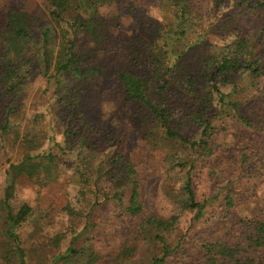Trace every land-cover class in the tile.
Returning a JSON list of instances; mask_svg holds the SVG:
<instances>
[{
    "label": "rangeland",
    "instance_id": "374dc122",
    "mask_svg": "<svg viewBox=\"0 0 264 264\" xmlns=\"http://www.w3.org/2000/svg\"><path fill=\"white\" fill-rule=\"evenodd\" d=\"M46 3L47 0H0V27L5 25L11 8L23 9L45 25ZM222 9L231 13L237 10L229 1ZM176 11L177 8L160 0H113L100 8L101 18L108 25L99 42L96 43L87 31L77 38L82 68L99 67L104 70L103 74L78 80L72 76L58 77L55 81L37 71L26 73V66L21 68L20 76L26 80L18 93L0 91V121L4 124L5 118L10 120V130L0 131L3 136L0 139V264H19L18 258L11 253L14 245L6 234L2 202L7 170L11 164H19L27 151L54 154L59 169L48 181L42 171L33 179L20 177L16 183L11 205L15 209L28 205L34 210V215L18 229L25 264H58L55 258L71 246L92 250L93 259L98 256L95 264H151L163 250L150 228L142 225L153 217L163 223L174 222L169 230L161 231L165 243L173 247L182 243L179 254H185V258L197 254L191 263L201 264L206 261L198 260L203 241L212 242L229 231H235V236L243 241L247 227L243 228L241 221H252L253 232L259 223H264V78L253 80L246 73L241 75L244 95L252 94L254 99L249 102L242 99L240 114L258 125L257 128H244L233 121L227 130L215 131L209 157L181 143L168 140L164 143L161 129L150 132L148 122H143L142 106L126 95L117 78L124 66L144 79L152 75L153 50L164 44L163 40H157L158 30L168 33L176 29ZM245 12H248L246 29L254 35H262L264 7L257 11L246 7ZM210 14L214 15L211 3L199 6L201 17L192 25L189 22L184 30L183 36L187 35L178 44L180 51L187 48L188 53L190 44L198 42L201 34H205L204 40L212 47H222L233 41L232 36L204 33ZM201 24H205L204 27ZM60 49L58 40L53 46L55 56ZM187 53L186 56L190 55ZM184 60L185 57L178 64L185 70L199 68L195 59L190 58L188 63ZM73 90L75 92H71ZM221 90L238 97L239 90L234 94L231 83L223 84ZM169 94L175 98L170 115L176 122L182 110L189 107V94L183 81L172 87ZM61 95L67 103L59 99ZM151 98L157 104L162 99L159 95ZM217 101L215 95L214 103ZM65 111H73L77 118L81 116L93 124L98 137L113 133L118 143L101 151H93L88 145L73 147L67 143ZM216 124L213 120V125ZM179 131L192 141L203 138L202 131L193 126L181 127ZM30 140L32 143H28ZM116 151L125 157V164L133 166L139 183L143 212L136 218L126 214L129 198L119 205L95 201L91 184L98 183L100 178L101 183H106L104 174L110 169L108 159ZM242 153L247 155L243 162ZM182 164L185 165L182 167ZM188 172L197 202H207L199 220L196 211L186 209L183 203L182 188ZM85 179L90 181V190L81 193ZM118 188L130 196L129 181L122 180ZM227 192L233 193L231 208L225 205ZM126 248L129 254L120 256ZM182 258L174 255L173 259Z\"/></svg>",
    "mask_w": 264,
    "mask_h": 264
},
{
    "label": "trees",
    "instance_id": "16d2710c",
    "mask_svg": "<svg viewBox=\"0 0 264 264\" xmlns=\"http://www.w3.org/2000/svg\"><path fill=\"white\" fill-rule=\"evenodd\" d=\"M113 0H47L46 8L47 23L32 18L28 12L19 8H11L7 12L5 25L0 27V91L18 93L19 88L25 83V77L21 78L22 67H28L26 73H36L49 76L50 79L58 77L75 79L92 78L103 74L104 70L99 67L82 68L81 58L78 54L77 38L78 34L87 31L90 36L99 42L101 34L106 32L108 25L101 18L100 8L109 5ZM166 5L177 8L175 19L176 29L170 32L158 30L157 40H163V45H157L151 56L152 75L147 79L136 76L129 71L126 66L122 67L117 73V78L125 89L126 95L143 108V122H148L149 131L161 129L164 143L174 141L187 145L191 148L200 150L202 155L209 157L210 141L215 131H225L231 122L237 121L244 128L255 129V125L246 116L240 114V106L244 102L254 99L252 94L245 96V84L242 76L244 73L253 80L264 78V33L254 35L246 29V7L257 11L264 7V0H160ZM231 2L237 8L233 13L230 10L222 9L223 5ZM204 2L212 4V12L206 20L207 25L204 33L217 32L224 36H232L233 41L219 47L218 45H208L204 40L205 34H201L198 42L194 41L190 47L179 50L178 44L187 35L185 29L189 22L193 23L196 18H200L199 6ZM103 17V16H102ZM194 24H198L194 23ZM205 24H201L204 27ZM162 33V34H161ZM60 40L61 49L57 56L54 55L53 46ZM190 53V55L186 56ZM56 57V60H55ZM185 57V63L190 58L199 62V68L190 71L185 70L178 62ZM26 67V68H27ZM187 67V66H186ZM239 78V79H237ZM184 83L186 93L190 100L187 108L182 110L179 120L174 122L170 115L174 104V99L170 96L172 87ZM233 84L234 94L238 91V97L232 94H225L221 90L223 84ZM18 89V90H17ZM75 92V90L71 91ZM243 92V93H242ZM76 97L78 94L75 93ZM159 95L162 97L160 104L154 101L151 96ZM215 95L218 101L215 104ZM191 96L193 98H191ZM60 100L67 103L63 95ZM193 99V100H192ZM243 99V101H242ZM77 100V99H75ZM79 100V99H78ZM78 101H74V104ZM73 104V105H74ZM64 112L66 118L67 143L73 147L76 145H88L93 151H101L109 145H116L117 138L110 133L109 135L98 137V130L93 124L78 118L73 111ZM213 120L217 124L213 125ZM4 124L0 121V131L10 130L9 118H5ZM195 127L202 131L203 138L192 141L179 131V128ZM179 127V128H178ZM259 129V128H258ZM0 139L3 136L0 134ZM37 141V135L34 137ZM33 141V140H32ZM28 141V143H32ZM30 145V144H28ZM61 152L64 150L61 149ZM247 155L242 153V162ZM125 157L116 151L108 159L109 171L104 174L106 183L91 184L94 186L96 203H122L129 198V205L126 214L131 217H138L143 212V204L139 191V183L135 178L134 168L130 164H125ZM185 164H182V167ZM59 165L56 156L48 154H31L27 151L19 164H11L7 170V187L5 198L2 202V211L6 222V234L14 245L11 250L12 255L18 258L19 264H25V254L21 247V240L18 229L22 227L33 215L34 210L28 205H23L15 209L10 201L13 198L16 183L20 177L33 179L42 171L45 180H50L58 171ZM110 176V182L108 177ZM127 180L131 184V192L124 195L119 190L122 180ZM83 181L81 193L90 190V181ZM83 190V191H82ZM183 195L185 198V208L196 211V218L199 220L204 215L207 202H197L196 190L193 180L188 172L187 180L183 184ZM233 193L227 192L225 205L231 208L233 205ZM127 197V198H126ZM252 221H241L243 228L247 227L246 239L239 240L235 236V231L222 233L219 238L212 242L203 241L200 247L198 260L201 264H264V223H259L258 228L252 231ZM145 228H150L154 233V240L163 245L162 255L152 259L151 264H194V257L185 258L179 254L182 243L173 247L165 243L161 235L162 229L169 230L174 222H164L156 217L149 218L142 222ZM229 230V229H228ZM244 235V234H243ZM156 237V238H155ZM129 252L127 248L122 251L120 256ZM174 255L183 257L182 260L173 259ZM89 248L79 249L69 247L64 254H59L55 258L58 264H95L98 256ZM100 260V258H99ZM118 258L116 259V261Z\"/></svg>",
    "mask_w": 264,
    "mask_h": 264
}]
</instances>
